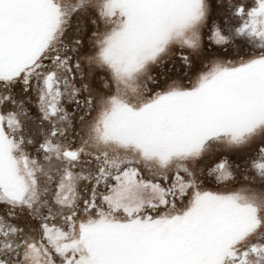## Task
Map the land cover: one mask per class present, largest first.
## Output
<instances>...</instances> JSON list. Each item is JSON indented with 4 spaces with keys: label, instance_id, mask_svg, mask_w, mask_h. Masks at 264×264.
Segmentation results:
<instances>
[{
    "label": "snow or ice",
    "instance_id": "1",
    "mask_svg": "<svg viewBox=\"0 0 264 264\" xmlns=\"http://www.w3.org/2000/svg\"><path fill=\"white\" fill-rule=\"evenodd\" d=\"M0 264H264V0H0Z\"/></svg>",
    "mask_w": 264,
    "mask_h": 264
}]
</instances>
